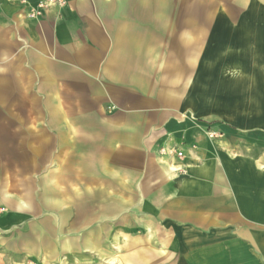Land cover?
Returning <instances> with one entry per match:
<instances>
[{
    "label": "crops",
    "instance_id": "crops-1",
    "mask_svg": "<svg viewBox=\"0 0 264 264\" xmlns=\"http://www.w3.org/2000/svg\"><path fill=\"white\" fill-rule=\"evenodd\" d=\"M22 1L30 7L40 0H0V90L20 83L22 98L39 101L67 90L95 104L80 113L107 116L97 128L103 133L93 136V160L101 162L102 174H144L134 187L145 197L139 203L146 213L141 224L134 219L143 233L130 236L135 248L140 244L135 252L149 264H264V0H66L65 16L55 3L38 23L21 15ZM20 18L25 37L14 51L6 43L17 35ZM208 35L216 36L208 42L212 48ZM209 49L213 57H201ZM212 59L217 71L210 95L204 67ZM227 64L236 73L226 76L223 90L221 68ZM31 85L37 87L34 96ZM222 99L228 101L224 110ZM0 100L1 113H10ZM189 114L195 122L181 117ZM209 114L220 133L215 139L198 122ZM21 130L28 133L29 126ZM12 133V125L0 124V147L12 144ZM174 144L184 160L161 159L159 148ZM54 172L46 185L54 182ZM23 197L22 203L6 204L21 212H34L37 201L62 207L53 196L27 191ZM103 209V215L110 213ZM143 221L152 223L151 232L143 231ZM44 236L40 230L22 235L21 248L39 258L46 252ZM100 236L104 244L116 237ZM117 239L125 254L120 231ZM8 241L5 235L2 243ZM100 252L110 264H133ZM48 255L55 258V249Z\"/></svg>",
    "mask_w": 264,
    "mask_h": 264
},
{
    "label": "rangeland",
    "instance_id": "rangeland-1",
    "mask_svg": "<svg viewBox=\"0 0 264 264\" xmlns=\"http://www.w3.org/2000/svg\"><path fill=\"white\" fill-rule=\"evenodd\" d=\"M55 3L61 7V11L63 10L61 14L65 16L68 10L66 0H40L30 7L22 1L21 4L25 6V11L20 13L26 17V21L38 23L44 13ZM213 5L215 7V3H207V7ZM18 21L17 35L15 34L12 41L6 43L13 45L14 51L25 37L21 32V25L25 23V20L23 22L20 18ZM214 25L215 23L212 27ZM225 26L227 23L221 25L223 28ZM215 37L214 35L207 36V48H212V44L209 43H213ZM225 37L228 38V36H222L223 39ZM229 51V49L222 51L221 62H228L222 60L228 58ZM201 57L212 58L213 50L204 51ZM206 62L209 64L204 67V73L207 86H211L209 93L212 95V75L216 60ZM3 63L0 61V68ZM4 69L5 67L0 69V73L5 71ZM237 69L241 76L242 70ZM231 70L235 71V67L231 69L228 64L221 68L223 90L228 86V83H224V79L228 74L233 73L230 72ZM16 73L14 70L9 74L15 75ZM7 86L11 89L8 91L5 87L1 89L0 99H3L5 103L2 102L5 108L8 107L10 113H1L3 107L0 104V124L6 123L13 126V140L10 146L0 147V264H110L105 254H100V251L119 255L133 264H149L148 258L142 256L139 249L135 252L140 244H137L135 248L134 244L129 242L132 240L130 236L143 234L140 226H135L134 219L138 218V224H141L140 219L143 220L145 217L146 213L140 205L141 200L144 203L145 197L135 193L134 187L135 183L139 185V180L144 179V174H102L101 162L93 160L96 153L93 136L103 133L97 128L103 122V117L107 118V116L80 113V109L94 108L95 104L91 100L74 98L71 96L73 93L67 90L62 91V97L39 101L36 97H31L29 100L22 98V94H26V91L23 92L20 83H8ZM30 88L31 96L36 95V85H31ZM49 90L47 89V93H52ZM207 103L208 109L213 112L212 100L208 99ZM44 106L45 109H43ZM219 106L224 110L228 107V101L226 103L225 99H222ZM43 110H45L44 114ZM209 115L198 122L203 124L206 137L215 139L220 137V133L213 129L216 123L214 114ZM181 117L189 118L192 122L197 119L196 116H193L195 118L193 119L191 114L188 117L186 115ZM27 126H29L28 133L21 130L22 127ZM210 131L216 133L212 138L209 136ZM179 152H182V157L178 156ZM159 154L161 159L170 158L180 162L185 158V153L175 144L172 147L171 145L160 147ZM54 169L55 180L53 179V183L46 185L45 180L49 174H53ZM174 169V173H183L181 168L178 169L175 166ZM2 191L5 192V198ZM27 191H31L37 198H41L44 194L48 197L53 196L54 199L61 201L62 207L51 209L44 202L39 201L35 203L37 208L34 212H21L16 208L8 207L5 199L22 203L26 200L23 196ZM104 207L111 209L109 214L103 215ZM5 220L8 224L3 225ZM54 220L57 221L54 222ZM58 223L62 225H57ZM102 224L104 226H101ZM151 227L150 221H143L142 228L143 231L146 230L145 233L151 232ZM33 230H40L47 240L40 243L46 252H43L39 258L38 255L21 248L19 239L22 235H29ZM119 231L126 241L125 251L127 252L125 254L120 253V248L124 243L117 239ZM5 235L9 243H2ZM96 235L116 237L104 244L100 242L101 236L94 237ZM176 239L177 236L174 234V241ZM88 244H92L94 248H86ZM167 245V239L163 238V247ZM116 246L117 250H115ZM174 248L175 245L171 243L170 249ZM54 249L55 258H49L48 252Z\"/></svg>",
    "mask_w": 264,
    "mask_h": 264
},
{
    "label": "built area",
    "instance_id": "built-area-1",
    "mask_svg": "<svg viewBox=\"0 0 264 264\" xmlns=\"http://www.w3.org/2000/svg\"><path fill=\"white\" fill-rule=\"evenodd\" d=\"M215 134H216L215 132H212V131L209 132V136H210L211 138H212ZM171 150L173 151V149H171ZM172 151H171V152H172ZM178 156H179V157H182V152H179V153H178Z\"/></svg>",
    "mask_w": 264,
    "mask_h": 264
},
{
    "label": "bare ground",
    "instance_id": "bare-ground-1",
    "mask_svg": "<svg viewBox=\"0 0 264 264\" xmlns=\"http://www.w3.org/2000/svg\"><path fill=\"white\" fill-rule=\"evenodd\" d=\"M230 72L236 73V71H234V70H231ZM237 73H238V71H237ZM170 170H172V169H170ZM100 253H101V252H100ZM111 263H113V262H111Z\"/></svg>",
    "mask_w": 264,
    "mask_h": 264
}]
</instances>
